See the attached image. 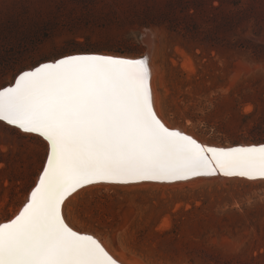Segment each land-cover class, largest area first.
I'll use <instances>...</instances> for the list:
<instances>
[{"label": "rangeland", "instance_id": "374dc122", "mask_svg": "<svg viewBox=\"0 0 264 264\" xmlns=\"http://www.w3.org/2000/svg\"><path fill=\"white\" fill-rule=\"evenodd\" d=\"M148 34L169 121L222 146L264 143V0H0V86L65 53L143 58ZM44 156L0 123V221ZM67 216L141 264H264V183L96 188Z\"/></svg>", "mask_w": 264, "mask_h": 264}, {"label": "snow or ice", "instance_id": "6c2138e0", "mask_svg": "<svg viewBox=\"0 0 264 264\" xmlns=\"http://www.w3.org/2000/svg\"><path fill=\"white\" fill-rule=\"evenodd\" d=\"M0 123L40 138L45 156L20 209L0 221V264H126L67 212L98 185L223 176L264 182V144L212 146L167 123L147 58L65 53L0 86Z\"/></svg>", "mask_w": 264, "mask_h": 264}, {"label": "bare ground", "instance_id": "6f19581e", "mask_svg": "<svg viewBox=\"0 0 264 264\" xmlns=\"http://www.w3.org/2000/svg\"><path fill=\"white\" fill-rule=\"evenodd\" d=\"M153 35L154 34H148V37H147V40H146V47H147L146 54L144 55L143 58H147L149 60V63H150L151 69H152V89H153V93H154L155 100H156V108H157V111L160 113V115L165 118V120L167 121V123H169L170 125H175V126H178V127H183V126L174 124L173 122H171V120L169 121V119H167L166 116H165V112H164V109H163L162 96H161V93L159 91V84H158L159 74H158V68H157V66L155 64V59H154V36ZM97 54L114 55V54H109V53H97ZM116 56H120V55H116ZM120 57H125V58H141V57H135V56H120ZM1 124H3V123H1ZM7 127H9V126H7ZM184 128L187 131H190L188 128H186V127H184ZM190 132L192 134H194L192 131H190ZM196 137L199 140H201L202 142H205V143H207L209 145H212V146H222V145H219V144L211 143V142H209L207 140H202L198 136H196ZM259 144H261V143H259ZM262 144H264V143H262ZM241 145H243V146L253 145V143H245V142H242V143H240L238 145H232L231 144V145H226V146H223V147H229V146H233L234 147V146H241ZM209 180H221V181L235 180V181H246V182H248L247 180L240 179V178H226V177L223 178L222 176H218V177H212V178H210V177L209 178H198V179H195V180H192V181H188V182H178V183H174V185L180 186V185H184V184H195V183H199V182H203V181H209ZM250 182H253V181H250ZM253 183H264V182L254 181ZM161 185L167 186L169 184H159V183H149V182H146V183H141V184L131 185V186L98 185V186H95V187H88V188H86L84 190H81L79 192V194H81L82 192H85L86 190L89 191V190L96 189V188H106V187L107 188H109V187L135 188V187H143V186H161ZM78 195H75L72 198V201L75 200ZM105 244H106V246H108V244L106 242H105ZM126 264H141V263L138 262V261H136V260L135 261L126 260Z\"/></svg>", "mask_w": 264, "mask_h": 264}, {"label": "water", "instance_id": "95a60500", "mask_svg": "<svg viewBox=\"0 0 264 264\" xmlns=\"http://www.w3.org/2000/svg\"><path fill=\"white\" fill-rule=\"evenodd\" d=\"M262 144V143H261ZM253 145H256V146H259L260 144H253ZM246 146H250V145H246ZM235 147V146H234Z\"/></svg>", "mask_w": 264, "mask_h": 264}]
</instances>
